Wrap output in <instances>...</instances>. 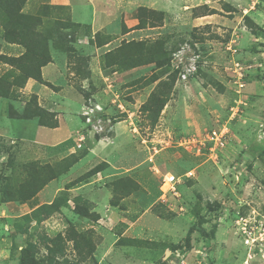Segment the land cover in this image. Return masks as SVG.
I'll use <instances>...</instances> for the list:
<instances>
[{
	"label": "rangeland",
	"instance_id": "374dc122",
	"mask_svg": "<svg viewBox=\"0 0 264 264\" xmlns=\"http://www.w3.org/2000/svg\"><path fill=\"white\" fill-rule=\"evenodd\" d=\"M0 264H264V0H0Z\"/></svg>",
	"mask_w": 264,
	"mask_h": 264
},
{
	"label": "built area",
	"instance_id": "2783aa9c",
	"mask_svg": "<svg viewBox=\"0 0 264 264\" xmlns=\"http://www.w3.org/2000/svg\"><path fill=\"white\" fill-rule=\"evenodd\" d=\"M207 140L215 146V149H222L227 143L228 133L227 131H213L209 134ZM189 176L192 177V173H190ZM179 183L180 180L176 176L169 174L164 177L161 183V189L165 195L168 193L176 194L177 185Z\"/></svg>",
	"mask_w": 264,
	"mask_h": 264
},
{
	"label": "crops",
	"instance_id": "0c3cea01",
	"mask_svg": "<svg viewBox=\"0 0 264 264\" xmlns=\"http://www.w3.org/2000/svg\"><path fill=\"white\" fill-rule=\"evenodd\" d=\"M209 8H210V7H209ZM228 13H231V11L228 12ZM231 14H232V13H231ZM208 15H210V14H208ZM208 15H206V14H198V15H195V16H194V13H193V16H194L195 18L200 19L199 22H206V21H208L207 19L210 18V16H208ZM202 20H203V21H202Z\"/></svg>",
	"mask_w": 264,
	"mask_h": 264
},
{
	"label": "trees",
	"instance_id": "16d2710c",
	"mask_svg": "<svg viewBox=\"0 0 264 264\" xmlns=\"http://www.w3.org/2000/svg\"><path fill=\"white\" fill-rule=\"evenodd\" d=\"M208 11V10H207ZM214 13V12H213ZM212 14V13H211ZM30 61V60H29ZM47 62H48V60L47 59H45V60H43L42 62H41V64H40V66H39V75H40V68L41 67H43L44 65H46L47 64ZM30 64H32L31 63V61H30ZM31 77H33V75H28V77L27 78H31ZM45 126H50L51 128H55L57 125H45Z\"/></svg>",
	"mask_w": 264,
	"mask_h": 264
}]
</instances>
